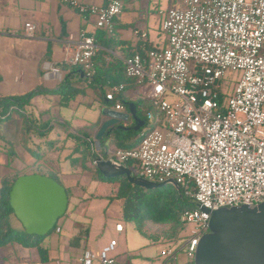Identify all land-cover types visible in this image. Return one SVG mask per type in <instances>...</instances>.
Listing matches in <instances>:
<instances>
[{"label": "built area", "instance_id": "2783aa9c", "mask_svg": "<svg viewBox=\"0 0 264 264\" xmlns=\"http://www.w3.org/2000/svg\"><path fill=\"white\" fill-rule=\"evenodd\" d=\"M63 1L96 15V27L113 32L126 0ZM173 1L175 6L159 10L167 45L124 58L125 73L138 83L139 97L153 102L159 113L148 114L156 125L142 128L133 148L103 153L94 141L91 146L97 153L94 165L99 157L125 165L134 161L140 176L154 182L173 178L193 197L194 208L180 216L185 233L178 242L164 245L160 256L173 264L184 254L194 264L212 211L264 202V0ZM34 32L35 25L26 23V35ZM139 36L146 39L147 34ZM98 50L95 33L82 30L69 61L89 82L97 73ZM228 70L242 71L231 95L221 86ZM123 90L120 83L105 94L117 111L125 108L118 97ZM123 228L116 225L117 231ZM117 245L112 239L99 253L85 250L81 264H121L114 255Z\"/></svg>", "mask_w": 264, "mask_h": 264}, {"label": "crops", "instance_id": "0c3cea01", "mask_svg": "<svg viewBox=\"0 0 264 264\" xmlns=\"http://www.w3.org/2000/svg\"><path fill=\"white\" fill-rule=\"evenodd\" d=\"M160 9H165L163 0H126L123 12L114 19L113 32L108 34L96 27V15L83 13L63 0H0V96L40 90L18 112H13L19 119L23 116V124L18 126L12 117L3 122L4 136L25 150V161H16L23 174L56 175L69 194L68 210L57 224L61 230L54 229L40 242L44 257L37 247L14 243L2 264H81L85 250L99 253V234L106 230L117 236L112 238L118 241L114 255L121 264H153L154 257L147 252V246L154 239L123 218L124 200L117 197L119 183L99 177L86 144L96 140L110 113L117 111L105 94L112 85L127 81L124 58L134 51L167 45ZM28 22L35 25L32 37L25 33ZM82 30L95 33L99 47L97 73L91 82L79 66L69 61ZM140 32H146V39L140 38ZM54 67L60 72H53ZM123 93L129 102L141 99L139 88L131 83ZM155 113L159 114L157 110ZM28 120L39 126H32L29 134ZM105 136L101 152L126 148L123 144L107 145L118 141L120 130ZM119 223L124 227L121 232L116 230ZM179 256L173 264L188 263L185 255L184 263Z\"/></svg>", "mask_w": 264, "mask_h": 264}, {"label": "water", "instance_id": "95a60500", "mask_svg": "<svg viewBox=\"0 0 264 264\" xmlns=\"http://www.w3.org/2000/svg\"><path fill=\"white\" fill-rule=\"evenodd\" d=\"M126 105L136 121L133 129L139 132L146 122L137 115L134 103L127 102ZM109 116L110 119L103 123L94 142L98 151H102L101 141L105 135H111L116 130L130 129L118 125L120 118H128L129 115L113 111ZM96 166L105 177L125 175L132 184L148 190L167 184L180 189L173 178L154 182L135 176L129 166L113 157H99ZM10 205L27 234L46 236L66 214L69 194L66 187L50 175L26 173L14 182L10 191ZM194 264H264V202L212 211L210 230L200 239Z\"/></svg>", "mask_w": 264, "mask_h": 264}, {"label": "trees", "instance_id": "16d2710c", "mask_svg": "<svg viewBox=\"0 0 264 264\" xmlns=\"http://www.w3.org/2000/svg\"><path fill=\"white\" fill-rule=\"evenodd\" d=\"M106 33H111L108 30H103ZM146 49L144 50H138L141 53H144ZM134 51L133 53H135ZM132 53V54H133ZM130 54V55H132ZM125 73V70H124ZM127 81L121 82L124 84V90L127 84H132L133 86H137L139 88L138 83L134 78H130L126 75ZM95 78V76H94ZM93 78V79H94ZM93 81V80H92ZM127 83V84H126ZM120 83L112 85H118ZM111 87V88H112ZM110 88V89H111ZM40 93V90L34 89L28 93L20 94V95H10L2 97L0 96V128L2 126V123L9 117H11L13 112H18L20 108H22L25 104L29 103L31 99ZM123 94L119 95L118 97L122 98L123 103L127 104V100L123 98ZM225 95H221L220 101L224 103L225 101ZM145 99H140L134 103L136 105L137 115L142 119L147 121H150L148 119V114L150 112H156L155 106L153 102L148 101V106L146 109V118L144 119L141 115H139V110L141 104L144 103ZM124 104V105H125ZM29 124L27 133H31L32 129L31 127L34 126V123L31 122V120H28ZM27 121V123H28ZM31 122V123H30ZM151 122V121H150ZM156 125V122H151V127H154ZM130 130H132L136 136H139L140 131H134L133 127H130ZM3 137V136H1ZM5 137V136H4ZM107 136H104L101 141V145H104L105 138ZM126 138L125 136H121L118 140H122ZM7 141L8 138L5 137ZM92 140H89L86 144L87 152L92 156V158H97V153L93 152L92 146H91ZM11 149L13 148V153L15 154L16 158L18 159L19 152H17V146L15 143H11ZM126 146V148H133L136 147L135 145L129 146V144H123ZM15 146V148H14ZM122 146V145H119ZM120 148V147H119ZM107 156V155H105ZM108 158V157H107ZM92 159V162H93ZM129 165V164H127ZM130 167V166H129ZM96 172L99 175V177L105 181H111V182H118L119 183V192L117 197L124 200L123 204V218L126 221H131L135 223L137 229L145 235H149V233L145 230L146 221L151 220L154 223L169 225V228L164 230L162 237L165 238L167 241V244L176 243L180 240L182 237V233L187 229V225L183 223L180 219V216L182 212L188 208H194L195 203L192 196L185 193L183 188L177 189L174 185L168 184L166 186L167 195L169 200L163 198L161 195L163 194L162 191L164 190H157V194H155L156 197L152 198L149 196V191L146 188L137 186L135 184H132L125 175L118 176V177H105L100 170L95 165ZM131 168V167H130ZM23 169L17 168L16 173L13 177H2L0 179V249H4L5 251H9V247L14 243H19L23 245L24 247H37L40 251V254L42 257L45 255V251L41 247V240L45 236H37V235H30L25 232L24 229L18 230L15 229L12 225V218L14 215L13 209L10 205V191L12 189V186L16 179L22 175ZM51 177L55 178L57 181L60 182V180L56 177V175L50 174ZM57 227V226H56ZM56 227L54 229H56ZM53 231V230H52ZM52 231L50 233H52ZM8 255V254H7ZM6 255L4 256V258ZM187 264H193L192 262H188Z\"/></svg>", "mask_w": 264, "mask_h": 264}, {"label": "rangeland", "instance_id": "374dc122", "mask_svg": "<svg viewBox=\"0 0 264 264\" xmlns=\"http://www.w3.org/2000/svg\"><path fill=\"white\" fill-rule=\"evenodd\" d=\"M164 2H166V0H163V5H164L165 9L169 8L170 6L176 5V2H174L173 0H169L168 3H165V4H164ZM241 77H242V71H240V70H228L225 73L223 80L221 81L222 90L227 92L229 95L233 94L236 86L238 85V83L241 79ZM147 100L148 99L144 100V103L141 104L140 110H139V115H141L144 119L146 118V109L148 106ZM155 111H156V108H155ZM124 112L125 113H123V114L129 115V117L128 118H120L118 121V125L126 127V128L134 127L136 124V121L133 118V116L131 115V112H130L128 105L125 106ZM11 117H12V119L15 118V120L18 123V126L20 125V123L23 124V122H24L23 116L21 117V119H19L16 113H12ZM4 125H5V123H4ZM34 125L38 126L37 124H34ZM150 126H151V122L147 121L145 126H143V129H148V128H150ZM120 131H121V136H125L126 138H124L122 140H118L117 142H111V143L108 142L107 145L109 147H111L113 144L115 147H117L121 144H134L136 141L139 140V136H136V134L130 129H125V130L121 129ZM1 136H3V137H1ZM4 138H5L4 137V127H3V123H2V127L0 128V179L2 177H9V178L13 177L17 171L16 161L17 160L25 161V155H24L25 150L17 147L16 151L19 152V156H20L17 159L15 154L12 151L13 148L11 149L12 145H11L10 141H7ZM14 148H15V146H14ZM33 157L35 158L36 155ZM20 161L18 162V165L22 166L23 163H21ZM128 164L129 165H127V166L131 167L133 174L135 176H140L137 169H136V163L134 161H131ZM93 166H95V165L92 162V167ZM167 185L160 187V188L149 189L148 190L149 196L154 198V197H156L155 194H157L156 193L157 190H163L164 189L162 191L163 194L161 196L163 198L165 197V199L169 200L170 196L168 197V195H167V192H169V191H167L168 188H166ZM12 225L15 229H18V230L22 229L21 223L15 217L12 218ZM114 226H115V223L113 224L111 231L114 230ZM168 228H169V225H167V224L164 225V224L154 223L151 220L146 221L145 230L154 239V241L151 242L147 246L148 247L147 252L149 254H151L152 257H154V258H152L153 264H161L162 260H161V256H160V251L163 247V244H167L166 243L167 241L162 236H164L163 235L164 230H166ZM100 233H102V232H100ZM109 233H110V231L106 230L105 233L103 232V234H99V241H100V245H101L100 250L105 246L106 243L108 244L112 240V238L117 237V236H115L114 233H111V234H109ZM138 236H139V234H138ZM143 242H144V240H143ZM100 250H98V252H100ZM5 255H7V251H5L4 249H0V264L3 263V258ZM179 257H180V261L184 263L185 262L184 255H181ZM149 263H151V261H149Z\"/></svg>", "mask_w": 264, "mask_h": 264}]
</instances>
